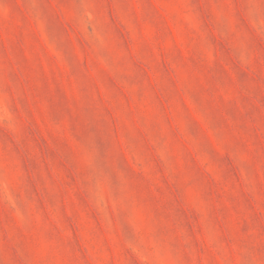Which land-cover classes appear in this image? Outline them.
<instances>
[{"label":"rangeland","instance_id":"obj_1","mask_svg":"<svg viewBox=\"0 0 264 264\" xmlns=\"http://www.w3.org/2000/svg\"><path fill=\"white\" fill-rule=\"evenodd\" d=\"M0 264H264V0H0Z\"/></svg>","mask_w":264,"mask_h":264}]
</instances>
